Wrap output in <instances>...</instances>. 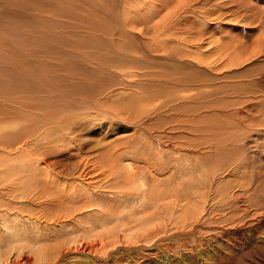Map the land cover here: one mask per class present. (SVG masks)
<instances>
[{
    "label": "rangeland",
    "instance_id": "rangeland-1",
    "mask_svg": "<svg viewBox=\"0 0 264 264\" xmlns=\"http://www.w3.org/2000/svg\"><path fill=\"white\" fill-rule=\"evenodd\" d=\"M127 146L138 151L125 152L121 167L141 168L149 159L161 170L157 204L149 172L148 202L137 206L101 185L103 155ZM262 151L264 0H0V176L17 166L26 175L36 161L42 168L53 160L66 164L63 176L51 165V176L75 184L84 197L66 204L83 207V214L66 227L79 236L64 238L76 239L70 245L101 243L94 250L98 263L264 264V245L256 239L264 231ZM187 156L201 164L183 169ZM149 222L162 232L154 240L125 237ZM255 224L259 232L248 230ZM86 257L66 264H92Z\"/></svg>",
    "mask_w": 264,
    "mask_h": 264
},
{
    "label": "bare ground",
    "instance_id": "bare-ground-1",
    "mask_svg": "<svg viewBox=\"0 0 264 264\" xmlns=\"http://www.w3.org/2000/svg\"><path fill=\"white\" fill-rule=\"evenodd\" d=\"M138 9V8H137ZM156 39V38H155ZM150 49V48H149ZM207 57V56H206ZM118 85V84H117ZM119 87V86H118ZM119 98V97H118ZM133 98V97H132ZM137 99V98H136ZM116 100V99H115ZM121 102V101H120ZM114 103V102H113ZM112 103V104H113ZM126 105L128 104L125 101ZM133 103H135L133 101ZM115 104V103H114ZM129 105V104H128ZM104 106V105H103ZM114 106V105H113ZM122 106V105H121ZM120 106V107H121ZM104 108V107H103ZM129 108V106H128ZM118 109V108H117ZM122 109V108H121ZM134 109V108H133ZM137 109V108H136ZM116 109H114L115 111ZM127 110V109H126ZM125 110V111H126ZM135 110V109H134ZM142 110V109H141ZM117 111V110H116ZM121 111V110H120ZM122 112V111H121ZM127 112V111H126ZM134 112V111H133ZM236 112V111H235ZM118 113V112H116ZM128 113V112H127ZM129 114V113H128ZM118 115V114H117ZM125 115V114H124ZM121 116V115H119ZM253 116V115H251ZM124 117V116H123ZM255 117V116H254ZM128 118V117H127ZM252 118V117H251ZM236 120V119H235ZM253 120V118H252ZM199 125V124H198ZM221 129V128H220ZM259 130V128L257 129ZM261 130V129H260ZM231 132V131H230ZM242 134V133H241ZM250 134V133H249ZM250 136V135H249ZM218 137V136H217ZM202 140V139H200ZM254 140V139H253ZM51 142V141H50ZM53 142V141H52ZM202 142V141H201ZM200 142V143H201ZM203 143V142H202ZM207 143V142H206ZM53 144V143H52ZM254 144V143H253ZM55 145V144H54ZM100 145V144H99ZM210 145V144H209ZM246 145V144H245ZM250 146L251 143L249 144ZM197 146V145H195ZM203 146V145H202ZM223 146V145H222ZM234 146V145H233ZM248 146V145H247ZM246 146V147H247ZM43 147V146H42ZM128 147V146H127ZM145 147V146H144ZM157 147V146H156ZM179 147V146H176ZM207 147V146H206ZM214 146H212L213 148ZM239 147V146H238ZM254 147V146H253ZM155 148V147H154ZM256 148V147H255ZM45 149V147H44ZM77 149V148H76ZM137 149V148H136ZM135 146H129L128 148H119V149H114L113 151L109 152V151H105L106 153L103 155L102 158H105L103 161V163L101 164L102 167L105 169V173L103 176V179L101 182V185H108V192L110 191V193L113 195V197H120V198H126L128 200H130L131 202H133V204H136V206L138 205V202H143V203H147L148 202V197H147V192L149 190V188L151 186H148V181H146L147 176L145 172H149L152 175L153 178V184L151 187L152 190V196L155 199L154 201L156 202L155 204H157V201L160 202L161 199H159L160 197L156 196L157 194H159V192H157V190L159 189V186L161 185V179L159 178L161 170H153V167L149 165V162H147V160L149 161V159H145L146 162V166L144 167L145 162L143 163V166L141 168H139L140 166H134L133 164L129 163L127 164V166H123L121 167L119 159L123 160L122 157H124V153L127 152V154H131L132 151L130 150H136ZM140 149V148H139ZM147 149V148H146ZM158 149V147H157ZM179 149V148H178ZM182 149V147H181ZM179 149V150H181ZM189 149V148H188ZM217 150V153L219 151L218 147L215 148ZM229 149V148H228ZM233 150L237 148H232ZM141 150L144 152L146 151L144 148ZM148 150V149H147ZM155 150V149H154ZM185 150V149H184ZM196 150V149H195ZM224 150V149H223ZM230 150V149H229ZM232 150V151H233ZM234 150V151H236ZM243 150H246L245 148ZM45 151V150H44ZM43 151V152H44ZM104 151V150H103ZM138 151V149H137ZM140 151V150H139ZM150 153L152 150H149ZM148 151V152H149ZM161 151V150H160ZM200 151V150H199ZM241 151V150H239ZM237 151V152H239ZM247 151V150H246ZM257 151V149H256ZM259 151V150H258ZM42 152V153H43ZM134 152V151H133ZM157 152V150L155 151ZM197 152V151H196ZM216 152V151H215ZM230 151H228L229 153ZM244 152V151H243ZM251 152V150H250ZM30 153V152H29ZM40 153V152H38ZM59 153V151H58ZM195 153V152H193ZM201 153V152H200ZM213 153V152H212ZM214 153V154H217ZM262 153H264L262 151ZM139 154V153H138ZM179 154V153H178ZM204 154V153H203ZM208 154V153H207ZM210 154V153H209ZM222 154V152H221ZM247 154V153H246ZM249 154V152H248ZM155 155V154H154ZM235 155V154H232ZM238 155V154H236ZM245 155V153H244ZM255 155V154H254ZM41 156V155H40ZM133 156V154H132ZM137 156V155H136ZM135 156V157H136ZM162 156V155H161ZM160 156V158H161ZM200 156L199 152L197 157ZM202 156V155H201ZM226 156V155H225ZM231 156V154H230ZM250 155L244 156L249 158ZM257 157V155H255ZM258 156H259V152H258ZM30 157V156H29ZM153 157V156H152ZM177 157V154H176ZM179 157V156H178ZM228 157V156H227ZM232 157V156H231ZM243 157V159H244ZM147 158V157H146ZM209 158V156H208ZM233 158V157H232ZM240 158V157H239ZM258 158V157H257ZM45 159V158H44ZM92 159V158H91ZM107 159V160H106ZM129 159V158H127ZM153 159V158H152ZM200 159V158H199ZM218 159V158H217ZM222 159V158H221ZM226 159V158H225ZM231 159V158H230ZM229 159V160H230ZM235 159V158H233ZM246 159V158H245ZM249 159H253V157L249 158ZM246 159V160H249ZM30 160V159H29ZM85 160V159H84ZM101 160V159H100ZM132 160V159H130ZM144 160V159H142ZM158 160V159H157ZM211 160V159H210ZM216 160V159H215ZM240 160V159H239ZM242 160V159H241ZM240 160V161H241ZM93 161V160H92ZM214 162V160H212ZM224 161V160H223ZM222 161V162H223ZM227 161V160H226ZM225 161V162H226ZM236 161V159H235ZM238 161V160H237ZM239 161V162H240ZM251 161V160H250ZM45 162V161H44ZM83 162V161H82ZM97 162V161H96ZM163 162V161H161ZM221 162V164H222ZM232 162V160H231ZM242 162H244L242 160ZM253 162V161H252ZM257 162V161H256ZM92 163V162H91ZM159 163V161L157 162ZM233 163V162H232ZM237 163V162H236ZM23 164V163H22ZM46 166L45 168H42L41 165L42 162H35L32 163L31 165H28L29 167H27V171L28 174L26 173V175H23V171L26 168L25 166L22 167L20 166V170L18 172V170L16 171L17 167L13 168V174L10 172L9 174H6L5 176H0V264H66L67 260H69L70 258L76 257V256H84V257H89L90 262L92 264H103V263H98L95 258H98L97 256L99 255H95L94 254V250L98 247H100L99 242H94V243H82L79 242L76 245H70L71 242L76 241V239H72V237L70 239L64 238L66 237L68 234H77V231L74 230H68V232H66V227H68L71 222L73 221L74 223V219H77L80 215L83 214V212H81V210H83V207L78 208L76 207L75 209H70V207L66 204H70L72 207L75 205V201L76 198H82L83 196V192L82 190H77L78 186H76L75 184L73 185H69L68 183L63 180V179H59L57 180V182L54 180V178L51 176V172L52 169L50 168L51 165L55 166L54 169L59 175L63 176V173L66 172V168L64 169L62 168V166H67L66 164H63L61 161L59 160H53L50 162H46L45 163ZM85 164V163H84ZM90 164V163H89ZM165 164V163H164ZM201 164V161L198 160V158H191L189 156L185 157V159L183 160V169H192L194 167H196L195 165ZM213 164V163H212ZM226 164V163H225ZM230 164V163H229ZM249 164V163H248ZM26 165V164H25ZM59 165V166H58ZM125 165V164H124ZM158 165V164H157ZM214 165V164H213ZM224 165V164H223ZM222 165V166H223ZM231 167H233V164H230ZM240 165V164H239ZM238 165V166H239ZM160 166V165H159ZM241 166V165H240ZM239 166V167H240ZM243 166V165H242ZM246 166V165H245ZM256 165H254L255 167ZM100 167V166H99ZM152 167V168H151ZM180 167V166H179ZM214 167V166H213ZM238 167V168H239ZM247 167V166H246ZM252 167V166H251ZM250 167V168H251ZM259 167V166H258ZM98 168V166H97ZM155 168V167H154ZM218 168V167H217ZM237 168V169H238ZM249 168V166H248ZM86 169V168H85ZM95 169V168H94ZM157 169H159L157 167ZM175 168L170 169L171 174H175L174 171ZM215 169V168H214ZM224 169V168H223ZM234 169V168H233ZM98 170V169H97ZM100 170V169H99ZM147 170V171H146ZM220 170V168H219ZM225 170V169H224ZM236 170V169H235ZM253 170V168H252ZM122 171H127L126 175L122 174L121 176L119 175V173H121ZM155 171V172H154ZM218 171V170H217ZM221 171V170H220ZM220 171L218 173H220ZM226 171V170H225ZM243 171V170H242ZM247 171V170H246ZM100 172V171H98ZM103 172V171H101ZM100 172V173H101ZM222 172V171H221ZM227 172V171H226ZM225 172V173H226ZM236 172V171H235ZM250 172V171H248ZM190 173V172H189ZM217 173V172H216ZM217 173V174H218ZM228 173V172H227ZM231 173V172H230ZM258 173V172H257ZM255 173V174H257ZM103 174V173H101ZM148 174V173H147ZM159 174V175H158ZM251 174V173H249ZM259 175H257V180H260L262 182V184L259 187L264 186V174L258 173ZM159 177H158V176ZM215 175V174H214ZM223 175H224V171H223ZM227 175V174H226ZM243 175V174H242ZM110 177V179H108ZM162 177V176H161ZM220 177V175H219ZM239 177V176H238ZM241 177V176H240ZM247 179H249L248 176H246ZM245 177V178H246ZM253 177V174L250 176ZM256 177V176H255ZM107 178V179H106ZM218 178V177H217ZM221 179V178H220ZM224 179V178H223ZM234 179V178H233ZM238 179V178H237ZM254 179V178H253ZM60 180V181H59ZM212 180V179H211ZM227 181V180H226ZM225 181V182H226ZM241 181V180H240ZM213 182V181H212ZM224 182V180H223ZM228 182V181H227ZM226 182V183H227ZM250 182L253 184L252 180L250 179ZM98 184L100 182H97ZM152 183V182H150ZM214 183V182H213ZM222 183V182H221ZM225 183V184H226ZM235 183V182H234ZM240 183V182H239ZM96 184V182H95ZM216 187H217V183ZM227 185V184H226ZM224 185V186H226ZM247 185V184H246ZM104 186V187H106ZM161 187V186H160ZM164 187V186H163ZM162 187V188H163ZM228 187H230L228 185ZM227 187V188H228ZM242 187V185H241ZM252 187V186H250ZM248 187V190L249 188ZM215 188V187H214ZM224 188V187H222ZM234 189H236L235 187H233ZM239 188V187H238ZM244 188V187H243ZM254 188V187H252ZM259 189V188H258ZM264 189V188H263ZM160 190V189H159ZM214 190V189H213ZM240 190V188H239ZM251 190V189H250ZM255 190V189H254ZM257 190V189H256ZM95 191V190H94ZM102 191V190H101ZM162 191V190H161ZM165 191V190H164ZM167 191V190H166ZM174 191V190H173ZM222 191V189H221ZM229 191V189H228ZM98 192V191H97ZM106 192V193H108ZM169 192V191H168ZM175 192V191H174ZM218 192H220L218 190ZM217 192V193H218ZM237 192V191H236ZM105 193V192H103ZM200 193V192H199ZM235 193V191H234ZM243 193V191H242ZM249 193V192H248ZM253 192H251L252 194ZM264 193V192H263ZM173 194V193H171ZM207 194V193H205ZM230 194V193H229ZM237 194V193H235ZM257 194H260L259 192ZM262 194V193H261ZM150 195V194H149ZM246 195H247V191H246ZM256 195V194H254ZM98 196V195H97ZM179 196V195H178ZM186 196V195H185ZM206 196V195H205ZM209 196V195H208ZM216 196V195H215ZM213 196V197H215ZM226 196V195H225ZM242 196V195H240ZM238 196V198L240 197ZM160 200H157V198ZM167 197L164 196L163 198ZM169 197V196H168ZM172 197V196H171ZM201 197V196H200ZM223 197V196H222ZM250 197L246 198L247 200L250 201ZM256 197V196H255ZM187 198V197H186ZM199 198V197H198ZM197 198V200L199 201V199ZM203 198V197H202ZM206 199L208 197H205ZM220 198V197H219ZM257 198V197H256ZM255 198V199H256ZM259 198V196H258ZM151 199V198H150ZM180 199V198H179ZM181 199H184L181 197ZM188 199V198H187ZM185 199V200H187ZM221 199V198H220ZM253 199V198H252ZM264 199V198H263ZM80 200V199H79ZM109 200V199H108ZM147 200V202H145ZM152 200V199H151ZM150 200V201H151ZM172 200V199H171ZM191 200V199H189ZM188 200V201H189ZM194 200V199H193ZM210 200V199H209ZM213 200V198H212ZM215 200V199H214ZM218 200V199H216ZM229 200V199H228ZM260 200H262L260 198ZM259 200V201H260ZM164 201V200H163ZM181 201V200H180ZM196 201V200H195ZM194 201V202H195ZM207 201V200H206ZM205 201V202H206ZM211 201V200H210ZM224 201V200H222ZM232 202L234 200H231ZM239 201V200H238ZM254 201V199H253ZM174 202V201H172ZM171 202V203H172ZM177 202V201H176ZM185 202V201H183ZM183 202H181V204H183ZM187 202V201H186ZM193 202V201H192ZM193 202V203H194ZM215 202V201H214ZM235 202V201H234ZM252 202V200H251ZM264 202V200L262 201ZM107 203V202H106ZM142 203V204H143ZM154 203V202H153ZM191 203V202H190ZM203 203V201H202ZM208 203V201H207ZM250 203V202H249ZM110 204V203H109ZM132 204V205H133ZM150 204V203H149ZM152 204V202H151ZM164 204V203H163ZM162 204V205H163ZM170 204V203H169ZM189 204V203H187ZM192 204V203H191ZM210 204V203H208ZM216 204V203H215ZM220 204V203H219ZM226 203H222L221 206L225 207ZM229 204H233V203H229ZM258 203H256L255 201V206H257ZM105 205V204H104ZM122 205V204H121ZM141 205V204H140ZM139 205V206H140ZM160 205V204H159ZM184 205V204H183ZM199 205V204H198ZM214 205V204H213ZM249 205V204H248ZM135 206V205H134ZM135 206V207H136ZM147 205H145L144 207H146ZM151 206V205H149ZM153 206V204H152ZM174 206H175V202H174ZM181 207V205H178ZM212 206V205H211ZM254 206V205H253ZM85 207V206H84ZM108 206H105L104 208H106ZM111 207V206H110ZM177 207V206H176ZM175 207V208H176ZM186 208L188 206H185ZM193 207H195V205H193ZM199 207V206H198ZM259 207V206H258ZM109 208V207H108ZM133 208V207H132ZM140 208V207H139ZM166 208V206H165ZM182 208V207H181ZM201 208V207H200ZM229 208V207H228ZM255 208V207H254ZM263 208V207H262ZM99 209V208H98ZM101 209V208H100ZM110 209V208H109ZM138 209V207H137ZM143 209V208H141ZM147 209V208H146ZM149 209V208H148ZM168 209V208H167ZM174 209V207H173ZM172 209V210H173ZM212 209V208H211ZM217 209V208H216ZM222 209V207L219 209V211ZM233 209V208H232ZM241 209V208H240ZM243 209V208H242ZM241 209V211H242ZM260 209V208H259ZM258 209V210H259ZM104 210V209H103ZM108 210V209H107ZM135 210V209H134ZM202 210V209H201ZM207 210V209H206ZM205 210V211H206ZM236 210V209H235ZM233 210L232 214H237V212ZM247 210H249L247 208ZM245 210V211H247ZM256 210V209H255ZM146 212L148 210H145ZM175 211V210H174ZM187 211V210H186ZM200 211V210H199ZM212 211V210H211ZM210 211V212H211ZM228 211V209H227ZM101 212V211H100ZM113 212V211H112ZM156 212V211H155ZM182 211L180 210L179 213H181ZM191 212V211H190ZM215 212V211H214ZM226 212V211H222L221 213ZM249 212V211H248ZM131 213V211H130ZM247 213V212H246ZM264 213V212H263ZM101 214V213H100ZM103 214L104 213L103 211ZM158 214V213H157ZM188 214V213H187ZM199 214V213H197ZM212 214V213H211ZM210 214V215H211ZM245 214V213H244ZM257 214V213H256ZM109 215V214H108ZM132 215V213H131ZM140 215V214H138ZM146 215V214H144ZM159 215V214H158ZM194 215V214H193ZM200 215V214H199ZM209 215V216H210ZM214 215V214H213ZM212 215V216H213ZM238 215V214H237ZM236 215V216H237ZM258 215V214H257ZM112 216V215H111ZM118 216V215H117ZM148 216V215H147ZM146 216V217H147ZM171 215H169L170 217ZM190 216V215H189ZM195 216V215H194ZM201 216V215H200ZM204 216V215H203ZM230 216V214H229ZM228 216V217H229ZM263 216V215H262ZM260 216V217H262ZM90 217V216H89ZM92 217V216H91ZM134 218V216H132ZM172 217V216H171ZM170 217V218H171ZM177 217V216H176ZM223 217V216H222ZM221 217V219H222ZM245 217V216H244ZM82 218V217H81ZM102 218V217H101ZM143 218V217H142ZM164 219L166 217H163ZM196 218V217H195ZM210 218V217H208ZM233 218V217H232ZM238 218V217H237ZM241 218V217H239ZM238 218V220H239ZM243 218V217H242ZM246 218V217H245ZM79 220L80 217L78 218ZM83 219V218H82ZM85 219V218H84ZM110 219V218H109ZM131 219V218H130ZM129 219V220H130ZM139 219V218H138ZM159 219V218H158ZM185 219V218H184ZM203 219V218H202ZM225 219V218H224ZM223 219V220H224ZM236 219V218H235ZM258 219V217H257ZM264 219V218H263ZM91 220V219H90ZM97 220L98 222H100L98 219H94V221ZM120 220V218H119ZM118 220V221H119ZM146 220V219H145ZM152 220V218H151ZM182 220V219H180ZM196 220H199V218H197ZM205 220V219H204ZM220 220V219H219ZM230 220V219H229ZM88 220H86L87 222ZM106 222L108 220H105ZM164 221V220H163ZM195 221V220H194ZM203 221V220H202ZM207 221V220H205ZM210 222H212L211 220H209ZM208 221V222H209ZM236 221V220H235ZM243 221V220H242ZM246 221V220H244ZM243 221V222H244ZM93 222V221H92ZM102 222V221H101ZM129 222H134V221H129ZM128 222V223H129ZM136 222V221H135ZM167 222V221H166ZM172 222V221H171ZM175 221H173V225L176 224L174 223ZM177 224H178V219H177ZM181 222V221H180ZM179 222V223H180ZM185 222V221H184ZM225 222V221H224ZM95 223V222H93ZM163 223V222H162ZM182 223V222H181ZM195 223V222H192ZM226 223V222H225ZM230 223V222H229ZM263 223V222H262ZM85 224V223H84ZM90 224V222H89ZM122 224V223H121ZM143 224V223H142ZM150 222L148 224H145L143 226H139V231H135L134 232H130L128 233L126 231L125 237L130 239V238H136V240L138 239L139 236L146 234V237L148 236L149 240H154V238L156 237L155 235H160L159 233L160 231V227L157 225L158 223H154L151 226H149ZM186 224V223H185ZM224 224V223H222ZM228 224V223H227ZM247 224V223H246ZM77 225V224H76ZM75 225V227H76ZM92 225V224H91ZM96 225V224H95ZM136 225V224H134ZM164 225V223H163ZM169 225V224H168ZM200 225V224H199ZM225 225V224H224ZM80 226V225H79ZM177 226V225H175ZM193 226V225H192ZM237 226V225H236ZM93 227V226H91ZM91 227H88L86 230H91ZM120 227V226H119ZM125 227V226H124ZM154 227H156V229L152 230ZM178 227V226H177ZM261 227V226H260ZM71 228H74L71 227ZM77 228V227H76ZM127 228V227H125ZM169 228V226H168ZM236 228V227H235ZM248 230L254 231L256 232L257 229H259V227L257 226V224L255 225H249ZM136 229V228H135ZM239 229V227H238ZM237 229V230H238ZM108 230V229H107ZM110 230V229H109ZM152 230V231H150ZM224 230H225V226H224ZM201 231V230H200ZM198 231L201 236V232ZM227 231V230H226ZM243 231V230H242ZM88 232V231H87ZM108 232V231H107ZM182 232V231H181ZM194 232V231H192ZM220 232V231H219ZM230 232V231H229ZM245 232V231H244ZM259 232V230L257 231ZM81 233V232H79ZM79 233L77 234L79 236ZM162 233V232H161ZM195 233V232H194ZM205 233V232H204ZM123 234V233H122ZM192 234V233H190ZM196 234V235H197ZM232 234V233H231ZM244 234V233H243ZM193 235V234H192ZM207 235V234H206ZM86 236V235H85ZM115 236V235H113ZM145 236V235H144ZM200 236L198 238H200ZM221 236V235H220ZM226 236V235H225ZM228 236V235H227ZM82 237V235H81ZM90 237V236H89ZM104 237V236H103ZM118 237V236H117ZM234 237V236H233ZM74 238V237H73ZM110 238V237H109ZM109 238L107 237L106 239L109 240ZM115 238V237H113ZM120 238V236H119ZM126 238H123L125 240H127ZM207 238V237H206ZM209 238V237H208ZM214 238V237H213ZM217 238V237H215ZM101 239V238H100ZM104 239V238H103ZM145 239V238H144ZM201 239V238H200ZM219 239V238H218ZM223 239V238H222ZM227 239V238H225ZM256 239L259 240V242L263 243L264 245V231H260V233L257 234ZM142 240V238H141ZM202 240V239H201ZM210 240V239H209ZM104 241V240H102ZM111 241V240H110ZM146 241V240H145ZM203 241V240H202ZM201 241V242H202ZM205 241V240H204ZM211 241V240H210ZM209 241V243H210ZM215 241V240H214ZM217 241V240H216ZM223 241V240H222ZM226 241V240H225ZM113 242V241H112ZM127 242V241H126ZM198 242V240H197ZM196 242V243H197ZM219 242V241H218ZM111 243V242H110ZM150 243V242H149ZM214 243V242H213ZM216 243V242H215ZM109 244V243H108ZM107 244V245H108ZM113 247H115V243H112ZM125 244V243H124ZM204 244V243H203ZM218 244V243H216ZM215 244V245H216ZM225 244V243H224ZM260 244V243H258ZM70 245V246H69ZM115 245V246H114ZM120 245V244H119ZM151 245V243L149 244ZM148 245V246H149ZM194 245V244H193ZM174 246V245H172ZM112 247V246H111ZM139 247V246H138ZM141 247V246H140ZM146 247V246H145ZM151 247V246H150ZM176 247V246H175ZM104 248V247H103ZM102 248V249H103ZM156 248V247H154ZM123 249V248H122ZM126 250V248H124ZM132 249V248H131ZM140 249V248H139ZM139 249L137 248L136 251L139 252ZM159 249V247H158ZM157 249V250H158ZM254 249V248H253ZM111 250V248H110ZM141 250V249H140ZM146 250V249H145ZM104 251V249H103ZM170 251V250H169ZM179 251V250H178ZM96 252V251H95ZM117 252V251H116ZM134 252V250H133ZM105 253V252H104ZM112 254L111 251H108V255ZM120 253V252H119ZM126 253V251H125ZM135 253V252H134ZM140 254H142L143 252H139ZM138 253V254H139ZM161 253V251H160ZM163 253V252H162ZM110 254V255H111ZM173 254V253H172ZM178 254V253H177ZM186 254V253H185ZM86 255V256H85ZM109 255V256H110ZM144 255V254H143ZM164 255V253H163ZM176 255V254H175ZM106 257V254L104 255ZM130 256V255H129ZM140 256V255H139ZM86 257V258H87ZM108 257V256H107ZM134 257V256H133ZM143 257V256H142ZM154 257V256H153ZM165 257V256H164ZM173 257V256H172ZM109 258V257H108ZM113 258V256H112ZM117 258V256H116ZM115 258V259H116ZM156 258V257H155ZM159 258V257H158ZM107 259V258H106ZM111 259V258H110ZM114 259V260H115ZM142 259V258H140ZM138 258H136V262L138 264H143L146 263L145 260H140ZM154 259V258H153ZM160 259V258H159ZM264 259V258H263ZM108 260V259H107ZM129 260V259H128ZM131 260V259H130ZM163 260V259H162ZM170 260V259H169ZM67 261V262H66ZM132 261V260H131ZM139 261V262H138ZM160 261V260H159ZM174 261V260H173ZM176 261V259H175ZM260 261V260H259ZM107 262V261H106ZM149 262V261H148ZM156 262V261H155ZM257 262V261H255ZM75 263V262H74ZM109 263V262H107ZM133 263V261H132ZM172 263V262H171ZM254 263V262H253ZM73 264V263H72ZM112 264V263H111Z\"/></svg>",
    "mask_w": 264,
    "mask_h": 264
}]
</instances>
